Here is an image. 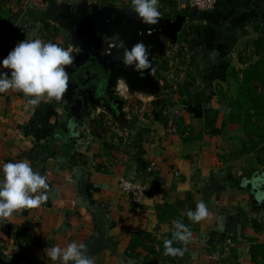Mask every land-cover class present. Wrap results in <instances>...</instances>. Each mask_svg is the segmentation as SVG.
I'll return each mask as SVG.
<instances>
[{"label": "crops", "instance_id": "obj_1", "mask_svg": "<svg viewBox=\"0 0 264 264\" xmlns=\"http://www.w3.org/2000/svg\"><path fill=\"white\" fill-rule=\"evenodd\" d=\"M159 8L185 17L178 42L189 68L160 74L159 60L156 96L118 80L109 86L100 67L73 76L84 91L95 89L93 105L77 103L72 82L60 102L0 94V168L26 159L49 185L47 202L0 220V264H59L45 249L72 241L86 244L95 264H264V163L235 115L242 78L264 64V0H217L211 11L187 12L160 0ZM43 12L39 0H0V62L26 36L48 42ZM0 72L10 75L2 65ZM97 93L109 109L95 104ZM122 178L148 184L149 193L133 204L118 190ZM200 201L211 216L193 223L186 213ZM160 203L182 207L192 232L179 259L164 254L175 229L174 221L159 224Z\"/></svg>", "mask_w": 264, "mask_h": 264}, {"label": "clouds", "instance_id": "obj_2", "mask_svg": "<svg viewBox=\"0 0 264 264\" xmlns=\"http://www.w3.org/2000/svg\"><path fill=\"white\" fill-rule=\"evenodd\" d=\"M160 0H131V11L145 25H157L161 13ZM148 34L151 35V29ZM107 47L101 55H112L113 50H122V63L126 67L134 65V70L143 76L145 70L151 69L149 47L142 41L135 43L129 49L120 38L119 33L108 37ZM75 62V56L68 49L40 38H29L20 41L0 62L4 69L0 72V94L21 92L30 105H38L42 100L60 102L69 86L67 68ZM117 83L126 82L123 78ZM71 124V122H70ZM3 178L0 179V220H6L20 210L40 207L48 200L49 185L47 177L36 171L28 160L8 162L0 168ZM185 215L183 212L181 216ZM187 218L193 223H200L210 218L208 205L203 201L196 204L194 210H189ZM171 239L164 240V254L173 258L183 257L187 245L192 240V232L182 220L176 219ZM174 242L184 247H174ZM51 261L59 264H95V259L88 255L87 245L72 241L66 246L54 244L45 249Z\"/></svg>", "mask_w": 264, "mask_h": 264}, {"label": "water", "instance_id": "obj_3", "mask_svg": "<svg viewBox=\"0 0 264 264\" xmlns=\"http://www.w3.org/2000/svg\"><path fill=\"white\" fill-rule=\"evenodd\" d=\"M131 8L119 9L112 3L98 4L87 1H82L79 6L72 8L71 25H65H67L72 44L78 52L74 55L75 62L67 70H72L68 72L69 82L73 83L71 93L76 96L79 105L86 103L87 99L90 105H93L90 97L93 96L92 92L95 89L84 91L79 79H74L73 76L81 75L82 72L89 70L98 72L97 67L109 73V86H114V81L123 78L131 91L149 96H156L159 93L160 87L155 78L153 62L155 57L164 56L166 45L177 43L185 17L176 15L172 19L160 16L157 25L149 26L143 24ZM80 9H83V12ZM149 29H151V35L148 34ZM114 33H119L129 49L139 41L149 47L152 74H150L151 69H148L141 77V74L134 70V65L126 67L121 61L122 50H113L112 55H101L107 47L108 37ZM97 97L98 99H93L95 104L98 105L101 102L104 108L109 109L105 102L106 97L101 93H97Z\"/></svg>", "mask_w": 264, "mask_h": 264}, {"label": "rangeland", "instance_id": "obj_4", "mask_svg": "<svg viewBox=\"0 0 264 264\" xmlns=\"http://www.w3.org/2000/svg\"><path fill=\"white\" fill-rule=\"evenodd\" d=\"M67 1L70 0H39V5L44 6V11L45 10L47 11L48 8L51 7H61L64 5V3H67ZM82 1L88 2V0H80V2ZM158 10L160 11L162 17L168 16L167 12H165L164 10L160 8ZM183 10L186 12L188 11V9H183ZM43 14L44 13H42L41 15ZM41 20H43L42 21V23L44 24L43 28L48 31L47 32L48 35L43 37L45 40L51 41L53 43H55V41L58 40L60 44L64 48L71 51L73 55H75L78 52L77 48L72 44L71 38L68 35V33H66L63 29H61V24L59 25L58 22L54 21L53 19L50 20L43 18ZM41 20L39 19L40 22ZM185 54L186 51L182 49L178 41L174 45H166L164 56L161 58L155 57V62H153L154 71L156 68V64H158L159 60H160L158 64L159 69L157 68V71L159 70L160 74L162 72H169L174 76L177 75V73H179L180 71H183V69L188 70L189 65L184 62V59H186ZM183 64H185L186 69L183 67ZM180 66L182 67L180 68ZM261 68H262L261 74H258L257 72L252 70L251 71L247 70L245 77L242 78L239 100H238L240 102L239 103L240 106H239V110L235 111V115L240 119H245L244 126L247 134L246 136L247 140L245 141L248 144L249 148H251L252 150L256 149L257 158L263 164L264 163L263 162L264 161V64L261 66ZM235 102H237V100H235ZM147 241L150 244H154L153 238H147ZM257 250L258 249L255 250L254 254L259 256L260 253H258ZM179 258L180 257H176L175 259H179Z\"/></svg>", "mask_w": 264, "mask_h": 264}, {"label": "built area", "instance_id": "obj_5", "mask_svg": "<svg viewBox=\"0 0 264 264\" xmlns=\"http://www.w3.org/2000/svg\"><path fill=\"white\" fill-rule=\"evenodd\" d=\"M179 9H196L199 11H211L217 0H173ZM180 46L186 51L184 42H180ZM153 164L150 165L149 171L152 170ZM118 190L123 195L129 197L133 204L139 201L149 193L150 186L146 183L137 182L129 179H120L118 181Z\"/></svg>", "mask_w": 264, "mask_h": 264}, {"label": "flooded vegetation", "instance_id": "obj_6", "mask_svg": "<svg viewBox=\"0 0 264 264\" xmlns=\"http://www.w3.org/2000/svg\"><path fill=\"white\" fill-rule=\"evenodd\" d=\"M110 3L115 5L113 2H110ZM80 4H81L80 1H78V2L67 1V3H64V5L61 7L48 8V10L47 11L45 10L43 12L44 14L41 15L42 16L41 19H43V18L50 19V20L53 19L54 21L58 22L59 25L61 24V29H63L69 35L67 25H65V24L71 25L72 17H71L70 13H72L71 12L72 8L73 7L75 8V7L79 6ZM115 6L119 9H121L123 7H132V6H128V5H123V6L115 5ZM80 11L83 12V9H80Z\"/></svg>", "mask_w": 264, "mask_h": 264}, {"label": "trees", "instance_id": "obj_7", "mask_svg": "<svg viewBox=\"0 0 264 264\" xmlns=\"http://www.w3.org/2000/svg\"><path fill=\"white\" fill-rule=\"evenodd\" d=\"M155 212H156V217H157L159 224L160 223L169 224L171 221H175L176 219H180L183 221V223L186 224V216L185 215L181 216L182 207H180L179 205L173 206V205H168L165 203H162V204L160 203L155 206ZM171 237H172V234L169 236V239H171Z\"/></svg>", "mask_w": 264, "mask_h": 264}]
</instances>
